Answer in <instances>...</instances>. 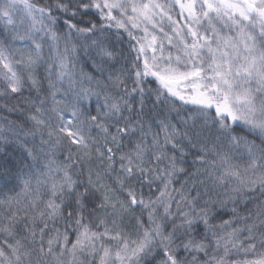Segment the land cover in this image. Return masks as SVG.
<instances>
[{"label":"snow or ice","instance_id":"6c2138e0","mask_svg":"<svg viewBox=\"0 0 264 264\" xmlns=\"http://www.w3.org/2000/svg\"><path fill=\"white\" fill-rule=\"evenodd\" d=\"M0 264H264V0H0Z\"/></svg>","mask_w":264,"mask_h":264},{"label":"trees","instance_id":"16d2710c","mask_svg":"<svg viewBox=\"0 0 264 264\" xmlns=\"http://www.w3.org/2000/svg\"><path fill=\"white\" fill-rule=\"evenodd\" d=\"M37 2L38 3H44L45 2V0H37ZM179 10L177 9V12H178ZM178 18V17H177ZM66 19V17L65 16H60L59 17V23H60V26L62 27L63 26V21ZM86 71L87 70H89V69H85ZM10 118H12V117H10Z\"/></svg>","mask_w":264,"mask_h":264},{"label":"rangeland","instance_id":"374dc122","mask_svg":"<svg viewBox=\"0 0 264 264\" xmlns=\"http://www.w3.org/2000/svg\"><path fill=\"white\" fill-rule=\"evenodd\" d=\"M179 10V9H178Z\"/></svg>","mask_w":264,"mask_h":264}]
</instances>
